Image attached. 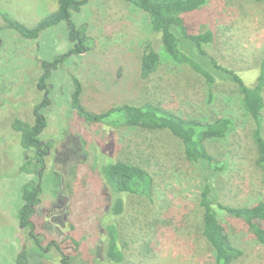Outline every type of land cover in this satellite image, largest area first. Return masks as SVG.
Wrapping results in <instances>:
<instances>
[{
    "label": "rangeland",
    "instance_id": "obj_1",
    "mask_svg": "<svg viewBox=\"0 0 264 264\" xmlns=\"http://www.w3.org/2000/svg\"><path fill=\"white\" fill-rule=\"evenodd\" d=\"M56 7L57 0H0L1 12L28 27L35 26ZM190 18L194 31L211 33L212 38L204 48L218 64L236 71L255 67L258 51L264 46V3L210 0ZM72 21L76 26H86L93 48L70 56L62 68L52 73L49 83L50 105L43 111L47 126L41 139L53 141L55 146L46 158L47 170L34 216V232L41 240L43 263L61 264L62 256H70L71 252L60 243L72 225L82 248L73 263L103 264L87 258L102 248L97 228L103 213L99 208L102 193L90 186L79 188L74 183L64 187V182L71 165L85 162L79 172L82 175L86 165L93 164L96 146L110 141L116 159L142 165L154 181L151 201L127 199L126 212L115 221L123 253L115 264H213L211 249L192 228L191 211L200 180L195 167L182 155L180 140L171 132L138 128L110 131L98 123L87 124L72 109L70 95L74 78L85 88L87 99L102 110L138 101L204 123L219 117L231 118L235 124L232 134L211 145V151L227 165L218 179L220 199L226 205L250 206L264 200V186L255 165L249 122L242 117L231 85L223 82L208 91L200 76L164 56L156 70L144 76L139 69L142 44L153 42L160 49L161 43L149 31L146 15L128 4L88 0L79 12L72 14ZM67 34L61 24L44 32L38 40L28 41L6 29L0 16V264H14L23 245L38 248L17 222L22 206L20 188L36 178L18 172L23 151L10 123L14 115L30 119L33 107L43 95L34 87L37 64L51 62L68 52L72 46ZM184 47L195 54L190 43ZM11 105L18 106V110ZM79 140L87 144L86 158L81 156L70 164L66 161L67 166L62 168L58 160L63 158L64 163L71 145H76L80 152ZM57 182L56 188L53 183ZM61 188L65 190L68 212L56 218L53 203ZM60 219L65 223L62 229ZM229 236L244 251L234 264H264V246L241 225L231 226ZM53 243L60 245L63 255Z\"/></svg>",
    "mask_w": 264,
    "mask_h": 264
},
{
    "label": "trees",
    "instance_id": "obj_2",
    "mask_svg": "<svg viewBox=\"0 0 264 264\" xmlns=\"http://www.w3.org/2000/svg\"><path fill=\"white\" fill-rule=\"evenodd\" d=\"M116 1L143 12L148 20L149 31L157 35L161 43L160 49H157L153 42L142 44L139 69L144 76L154 72L164 56L175 65L186 67L200 76L208 91L212 92L223 82L231 85L237 96V105L242 117L249 122L250 137L256 153L255 165L261 173V182L264 186V46L258 51L253 69L232 70L218 64L206 52L204 46L210 42L211 33L194 31L192 27L190 15L206 6L210 0ZM244 1L264 3V0ZM87 3L88 0H57L56 9L33 27H28L0 11L4 27L28 41H36L44 32L63 24L72 46L68 52L56 56L51 62H38V76L33 81L36 90L42 92V98L33 107L29 120L14 115L10 123V128L19 136V145L23 151L18 172L36 178L20 188L22 206L17 213V222L19 227L28 233L27 238L38 248L41 246V240L35 236L34 216L40 203L42 180L47 170L46 158L52 154L55 146L53 141L41 139L47 126L43 111L50 105L48 96L52 73L62 68L70 56L87 53L93 48L86 26H76L72 21V14L79 12ZM187 42L194 48L195 54L186 50L184 46ZM72 81L74 87L70 95V104L85 123H98L110 131L138 128L171 132L180 140L181 153L195 167L200 180L199 193L191 211L192 228L211 249L213 264H234L244 255V251L234 245L229 236V229L234 224L241 225L254 236L258 244L264 246V200L250 206H232L224 204L220 199L221 188L218 179L226 171L227 165L223 158L211 151V145L225 140L232 134L235 124L231 118L219 117L204 123L183 118L152 103L138 101L102 110L100 105L87 99L86 90L78 80L73 78ZM11 107L18 110L16 105ZM79 144L80 152L77 151L76 145H71V152L64 158V163L63 158L57 157L63 164L62 168L67 166L66 161L70 164L81 156L82 159L86 158L87 144L83 140H79ZM113 147L110 141L99 143L96 146L97 153L93 164L86 165L82 175H79L85 162H75L69 168L67 182H64V187H71L74 183V186L79 188L90 186L102 193L103 202L99 208L103 213L97 226L98 234L102 236L100 240L102 248L93 253L94 255L89 254L87 258L91 261L95 258L103 264H115L123 256L115 221L126 212L127 199L134 197L151 201L154 188L153 177L149 171L134 162L116 159ZM58 183H53L54 187ZM62 188L54 197L56 218L68 212L67 198H64L65 190ZM62 222L61 220V229L65 227V223ZM53 245L61 255L63 253L60 245L71 252L69 257L62 256L61 264H74V258L82 249L80 236L72 225H69L60 245L57 243ZM38 248L31 249L23 245L14 264H44V256Z\"/></svg>",
    "mask_w": 264,
    "mask_h": 264
}]
</instances>
